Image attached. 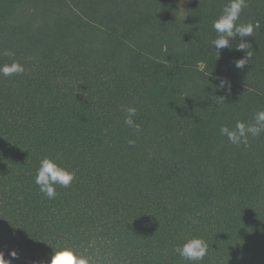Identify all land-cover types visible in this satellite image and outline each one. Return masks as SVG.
<instances>
[{
    "label": "trees",
    "instance_id": "16d2710c",
    "mask_svg": "<svg viewBox=\"0 0 264 264\" xmlns=\"http://www.w3.org/2000/svg\"><path fill=\"white\" fill-rule=\"evenodd\" d=\"M226 2L0 0V63L25 67L0 77L6 259L31 264L64 240L94 264H186L173 248L197 235L199 264H264V133L248 147L219 134L264 109V0L241 13L259 22L243 70L239 37L219 59L210 44ZM46 155L76 174L54 200L34 183Z\"/></svg>",
    "mask_w": 264,
    "mask_h": 264
},
{
    "label": "clouds",
    "instance_id": "9594fccd",
    "mask_svg": "<svg viewBox=\"0 0 264 264\" xmlns=\"http://www.w3.org/2000/svg\"><path fill=\"white\" fill-rule=\"evenodd\" d=\"M248 7V0H227L220 14L212 21V29L216 33L215 38L210 40L211 46L218 53V59L222 49L231 50L230 41L240 38L239 43L235 45V50L244 52V56L235 60L233 63L236 68L243 70L246 64L252 59L254 50L252 42L247 38L253 37L256 29L259 28V22L251 20L241 21V13ZM253 40V39H252ZM3 56L15 57V53L9 49H4ZM31 59V57L29 58ZM25 67L16 59L10 62L0 63V77H12L23 74ZM219 84L211 85L214 91H231V82L227 78L217 77ZM124 124L133 129L136 133L142 131L141 125L136 122L137 108L129 106L125 109ZM264 133V109H260L252 117V122L236 121L234 127L222 125L219 128V134L226 137L228 142L236 147L241 145L249 146V137H258ZM129 146L135 145V140L128 139ZM76 178L74 171L63 167L58 162V157L43 156L39 160L36 168L34 183L38 191L48 200L56 199L57 186L60 188H69ZM52 247V252L47 258L34 259L31 264H94L93 257L70 243L68 241H59ZM208 242L197 235L186 236L182 244H178L173 251L185 261L186 264H199L208 254ZM10 259L5 258V253L0 250V264H12L13 260L19 259L18 252L12 250Z\"/></svg>",
    "mask_w": 264,
    "mask_h": 264
}]
</instances>
